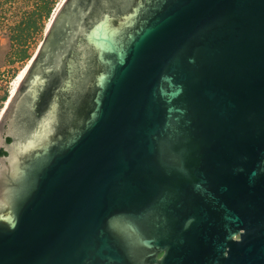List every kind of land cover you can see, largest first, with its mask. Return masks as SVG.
Listing matches in <instances>:
<instances>
[{"label":"water","instance_id":"1","mask_svg":"<svg viewBox=\"0 0 264 264\" xmlns=\"http://www.w3.org/2000/svg\"><path fill=\"white\" fill-rule=\"evenodd\" d=\"M36 55L0 264H264V0H64Z\"/></svg>","mask_w":264,"mask_h":264},{"label":"rangeland","instance_id":"2","mask_svg":"<svg viewBox=\"0 0 264 264\" xmlns=\"http://www.w3.org/2000/svg\"><path fill=\"white\" fill-rule=\"evenodd\" d=\"M64 0H59L48 20L36 31L24 32L21 42L14 39L15 30H26L23 21L35 10L36 3L20 0L19 5L0 16V118L8 106L14 83L18 75L27 70L43 42L56 10ZM16 8V9H15ZM19 85V84H18ZM16 90V89H15Z\"/></svg>","mask_w":264,"mask_h":264},{"label":"trees","instance_id":"3","mask_svg":"<svg viewBox=\"0 0 264 264\" xmlns=\"http://www.w3.org/2000/svg\"><path fill=\"white\" fill-rule=\"evenodd\" d=\"M35 2V10L31 13H28L26 19L23 21V24L26 26V30H20L18 27L15 30L14 39L18 42L22 41L24 37V32H33L38 29L41 24H44L48 20L55 8V5L59 0H26ZM20 0H0V16L6 15L10 9L14 10V7L19 5ZM16 9V8H15ZM24 31V32H23Z\"/></svg>","mask_w":264,"mask_h":264},{"label":"flooded vegetation","instance_id":"4","mask_svg":"<svg viewBox=\"0 0 264 264\" xmlns=\"http://www.w3.org/2000/svg\"><path fill=\"white\" fill-rule=\"evenodd\" d=\"M37 59V55L36 57L32 60L30 66L27 68V70L25 71V74L23 76V79L26 77H31L33 75V73L35 72V67H34V61ZM23 79L21 80V82L23 81ZM19 82V86H17L18 88H21L22 87V91L24 90L25 88V85L23 84V82L21 83ZM16 88V89H18ZM16 91V90H15ZM15 91L14 93L12 94V96L9 98V101H8V104L15 98ZM51 98L50 96V93H46L44 95V97L42 98V102L40 103L39 105V109L41 110V108L44 107V105L49 101V99ZM7 104V105H8ZM15 111V108H10L9 109V113L8 115L6 114V110L1 118V121H0V159L5 157L7 155L6 153V148H5V145L7 144H11L13 142V138L11 136H7L6 135V132H9V127H10V123H11V119L12 117H14L13 113L12 112ZM2 139L4 140V143L2 142ZM238 237L235 238V240H237ZM162 255L163 253H157V260H160L162 258ZM155 264H158V262H155Z\"/></svg>","mask_w":264,"mask_h":264},{"label":"bare ground","instance_id":"5","mask_svg":"<svg viewBox=\"0 0 264 264\" xmlns=\"http://www.w3.org/2000/svg\"><path fill=\"white\" fill-rule=\"evenodd\" d=\"M25 71H26V70H23V71L18 75V77H17V79H16V81H15V83H14V87H13V89H12L11 96H12V94L14 93L15 89L17 88L19 82L22 80V78H23V76H24V74H25ZM11 96H10V97H11Z\"/></svg>","mask_w":264,"mask_h":264}]
</instances>
